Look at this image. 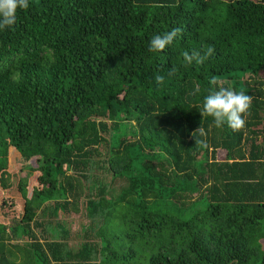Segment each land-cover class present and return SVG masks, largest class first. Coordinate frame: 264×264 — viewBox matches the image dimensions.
I'll return each instance as SVG.
<instances>
[{
	"label": "trees",
	"instance_id": "obj_1",
	"mask_svg": "<svg viewBox=\"0 0 264 264\" xmlns=\"http://www.w3.org/2000/svg\"><path fill=\"white\" fill-rule=\"evenodd\" d=\"M261 72L264 0H29L0 29V264H264ZM221 86L253 97L241 131L200 113Z\"/></svg>",
	"mask_w": 264,
	"mask_h": 264
},
{
	"label": "clouds",
	"instance_id": "obj_2",
	"mask_svg": "<svg viewBox=\"0 0 264 264\" xmlns=\"http://www.w3.org/2000/svg\"><path fill=\"white\" fill-rule=\"evenodd\" d=\"M29 8V0H0V29L14 28L18 20V11L27 10ZM179 27L173 28L162 34H155L149 41V51L159 52L170 46L178 36L182 34ZM215 53V47L212 45L205 46L204 50H193L191 53L185 51L183 59L186 65L193 63L203 64L209 57ZM175 72V68L171 69ZM155 82L163 85L165 77L163 75L155 76ZM209 83L213 86L218 85L216 78H212ZM200 92L197 85L193 95ZM253 97L243 91H235L231 88L218 87L216 90L210 91L204 96L201 115L213 118L215 127L222 128L225 125L233 131H241L246 127L247 116L250 115ZM211 127V126H210ZM197 134L201 138L207 137V131L201 125L191 133L195 138V144H204V139H198Z\"/></svg>",
	"mask_w": 264,
	"mask_h": 264
},
{
	"label": "rangeland",
	"instance_id": "obj_3",
	"mask_svg": "<svg viewBox=\"0 0 264 264\" xmlns=\"http://www.w3.org/2000/svg\"><path fill=\"white\" fill-rule=\"evenodd\" d=\"M257 77L259 79L264 80V73H262V72L259 73V75ZM218 82L220 84L221 80H219ZM262 124L263 123L259 124L258 127H261ZM256 140H257V142H260L261 144H263V147H264V135H258L256 137ZM26 172H27V168H24V169L20 170L19 174L21 176H26L27 175ZM124 184L125 183L122 179L116 178L112 183L113 193L116 194L118 192L119 188L122 187ZM190 197L195 198L196 193L192 192L190 194ZM7 217L11 218V216H9V215ZM10 218H8V219H10ZM48 218H52V217H48ZM52 219L54 220V218H52ZM55 220L63 222V225L65 226V229H66L67 234H68V236H67L68 244L74 249H76V247L80 246L82 243V240L78 235L80 233V230L82 231L83 226L88 222V219L86 218L84 211L81 213H80V211L79 212L72 211V212H69L67 214H61L58 217H56ZM94 241L96 242L97 240H94ZM262 242L264 244L263 240H262Z\"/></svg>",
	"mask_w": 264,
	"mask_h": 264
}]
</instances>
